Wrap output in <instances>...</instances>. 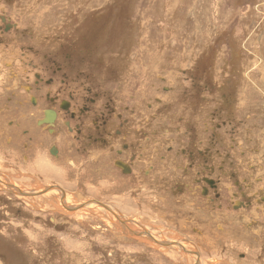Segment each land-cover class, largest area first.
Masks as SVG:
<instances>
[{"label":"rangeland","instance_id":"1","mask_svg":"<svg viewBox=\"0 0 264 264\" xmlns=\"http://www.w3.org/2000/svg\"><path fill=\"white\" fill-rule=\"evenodd\" d=\"M0 11L21 26L10 37L15 45L0 54V128L17 118L13 99L25 93L15 90L26 71L16 61L18 48L50 40L59 50L64 45L98 89L164 97L154 112L165 133H146L151 148L191 130L208 133L211 113L224 112L247 153L237 172L250 178L251 192L264 195V0H0ZM194 79L210 91L193 87ZM164 86L172 95L161 93ZM17 133L11 147L0 142L4 264H250L240 262L242 250L255 259L247 245L256 249L260 241L228 246L230 231L257 227L223 221L228 193L224 211L208 209L207 224L205 203L171 197L178 184L161 181L166 167L148 179H124L77 151L62 160L45 151L37 161Z\"/></svg>","mask_w":264,"mask_h":264},{"label":"flooded vegetation","instance_id":"2","mask_svg":"<svg viewBox=\"0 0 264 264\" xmlns=\"http://www.w3.org/2000/svg\"><path fill=\"white\" fill-rule=\"evenodd\" d=\"M20 27L16 19L0 11V54L6 53V47L15 45L10 37H14L16 34H11ZM37 41L39 43L34 45L38 48L33 45L18 48L16 61L23 64L26 71L17 76L19 86L15 90L25 93L21 91L24 97L13 99L18 108L15 113L18 119L8 120L9 128H0L1 143L11 147L14 139L11 134H16L20 129L21 138L27 140V150L34 153L33 157L37 155V161L39 153L45 151L48 159L57 160H62L65 153L72 157L77 151L96 162L100 168L109 167L124 179H148L155 170L161 171L160 167H166L168 173L165 176L161 171V181L166 179L178 184L177 192L172 191L171 197L175 200L184 198L183 202L198 199L201 205L205 203L204 220L207 224L211 223V217L207 216L211 213L208 209L221 206L219 212L224 211L223 203L228 193L232 202L229 205L231 211L226 210L222 214L225 217L223 221L235 222L238 228L243 224L251 228L257 226L252 232L230 231L226 239L229 248L233 242L241 250L238 240L243 243L260 241V247L256 249L247 245L250 250L257 251L252 253L254 260L249 261L243 250L238 257L240 262L264 263V226L261 225L264 224V195H258V190L251 192L250 178L240 177L237 172L245 162L247 153L236 139L239 133L234 121L224 119V112L211 113L210 119L214 125L207 123L208 133H192L191 130L185 133V137L179 135L176 139H169V146L156 140V147L151 148L147 142L152 136L148 137L146 133H165L158 129L162 120L157 114L160 106L163 107L164 97L152 98L145 90L136 94L135 97L140 98L132 99L130 88L124 91L126 96L98 89L95 78L79 70L73 55L63 51V44L59 50L50 40ZM79 49L82 56L88 51L86 47ZM12 62L8 61V64L13 65ZM196 82L195 79L191 80V85L204 89L203 92L210 91L208 85L201 87ZM172 92L167 86L161 88L163 95H172ZM147 151L152 156H147ZM10 154L13 157L14 153ZM155 156L159 160L158 166V160L152 158ZM227 184L232 187L230 191ZM232 217L236 219H230ZM259 230L262 231L260 235L255 234Z\"/></svg>","mask_w":264,"mask_h":264},{"label":"bare ground","instance_id":"3","mask_svg":"<svg viewBox=\"0 0 264 264\" xmlns=\"http://www.w3.org/2000/svg\"><path fill=\"white\" fill-rule=\"evenodd\" d=\"M53 189V188H52ZM56 190V189H55ZM43 192V191H42ZM60 193V192H59ZM61 195H63L62 193H60ZM197 263H200V261L198 259H196Z\"/></svg>","mask_w":264,"mask_h":264},{"label":"crops","instance_id":"4","mask_svg":"<svg viewBox=\"0 0 264 264\" xmlns=\"http://www.w3.org/2000/svg\"><path fill=\"white\" fill-rule=\"evenodd\" d=\"M0 264H4L3 261H2V259H0Z\"/></svg>","mask_w":264,"mask_h":264}]
</instances>
